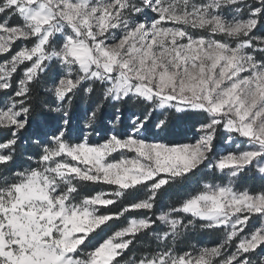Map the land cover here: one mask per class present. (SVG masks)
Returning <instances> with one entry per match:
<instances>
[{"label":"snow or ice","instance_id":"1","mask_svg":"<svg viewBox=\"0 0 264 264\" xmlns=\"http://www.w3.org/2000/svg\"><path fill=\"white\" fill-rule=\"evenodd\" d=\"M172 113L200 117L185 142L150 138ZM250 175L264 181V0H0V264H264Z\"/></svg>","mask_w":264,"mask_h":264},{"label":"trees","instance_id":"2","mask_svg":"<svg viewBox=\"0 0 264 264\" xmlns=\"http://www.w3.org/2000/svg\"><path fill=\"white\" fill-rule=\"evenodd\" d=\"M94 103H95V97L88 99V98L81 96L74 103V113L79 114L81 112H85L89 107L93 106ZM132 108L135 109L136 111H141V108H139L135 105H132ZM113 111H114V109L110 105L106 106L105 109L103 110L100 118L97 121V125L100 124V126H101L102 124H104V122L106 120L111 119ZM125 114H126V112L124 110V115ZM173 115H174V113L168 117L169 124H168V127L166 129H164L165 132L166 131L168 132V137H170V136L172 137V135H174V134L171 135L170 133L174 132V128H176V125H177L176 121H174L172 119ZM190 115H191L190 117L184 116L185 118L184 117H181V118L189 120V122L191 124H193L197 120L198 116L196 114H192V113ZM175 118H180V117L175 115ZM32 147H34V146L27 144V143L22 144L21 152H24L25 150H27L29 152H33ZM21 160H22V157H21ZM210 179H211V176L207 173V171L206 170L202 171L197 177H194L192 179V181L190 182V184L188 186H186L184 188H180V187L173 188V189H170L168 192L164 193L160 199V207H162V208L166 207L170 202H175L176 200H178L179 197H181L185 191L190 190V188L196 187L197 181L203 182V181H207ZM262 183H264V181H262L259 176L250 175V176L245 178V181L243 182V186L259 188V186ZM97 190H99V189H97ZM104 235H106V233H101V236L98 237L97 239L103 238ZM195 239L198 242L207 243L209 241V237L207 236V234H203V233L197 235V237Z\"/></svg>","mask_w":264,"mask_h":264},{"label":"rangeland","instance_id":"3","mask_svg":"<svg viewBox=\"0 0 264 264\" xmlns=\"http://www.w3.org/2000/svg\"><path fill=\"white\" fill-rule=\"evenodd\" d=\"M125 112L126 114L124 115V122H123V125L122 127H126L127 124H128V116L131 112L133 111H136L135 109L132 108V104H129L128 106L125 107ZM143 109L141 108V111ZM83 114L84 112H81L79 114L77 113H74L73 114V128H77V127H80L82 128L83 127ZM173 114V113H172ZM191 113H174L173 115V120L176 121V128H174V132L173 133H170L172 135V137H168V132L164 131V130H157L155 127H154V123H155V120L153 121L152 124H149L148 126V136L150 138H156V139H162L163 141L165 142H171V143H179V142H185L186 140V136L188 135V130L191 128V126L196 123L200 117L197 118V120L191 124L189 122V120H186L184 119L186 117H190ZM171 115V114H170ZM169 115V116H170ZM175 115L178 116V117H184V118H175ZM52 116L54 117L55 114H52ZM110 119L106 120L104 122V124H102L100 126V124L95 125L94 129L91 130L92 131V134L91 136L89 137L90 141L92 143H99V142H102L106 137L107 135L109 134L110 130H111V125L109 123ZM101 127V128H100ZM164 131V132H163ZM218 147H219V144H218ZM32 150L33 152L36 151L35 147H32Z\"/></svg>","mask_w":264,"mask_h":264}]
</instances>
